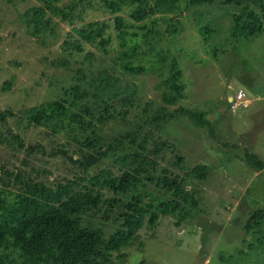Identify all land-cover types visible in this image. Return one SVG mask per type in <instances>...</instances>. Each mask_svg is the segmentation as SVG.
Returning <instances> with one entry per match:
<instances>
[{
    "label": "trees",
    "instance_id": "1",
    "mask_svg": "<svg viewBox=\"0 0 264 264\" xmlns=\"http://www.w3.org/2000/svg\"><path fill=\"white\" fill-rule=\"evenodd\" d=\"M36 1L19 16L27 31L35 36L55 35L59 21L73 25L77 20L92 18L98 6L113 15L114 25L123 38L133 24L121 14L126 7L131 20L141 22L161 10L178 9L180 1L191 7L215 3L226 6L232 19L231 37L251 38L264 32V0ZM107 27L105 21L94 20L74 30L88 42L98 40L105 49L104 45L109 43L105 37ZM172 29L175 30L174 25ZM214 30L212 25L202 27L204 41ZM75 48L80 50L81 46L77 44ZM130 56L129 52H120L123 70L140 73L154 68L135 65ZM156 61L167 62L158 68L160 74L167 70L157 85L161 89L158 101H145L134 126L123 133L116 130L111 139L97 126L102 128L106 122L116 121L117 111L112 102L123 100L126 105H134L136 90L122 84L121 78L106 68L91 72L90 76L78 68L74 84L64 88L63 96L19 111L28 123L50 127L49 140L62 129L75 144L62 142L47 151L40 142L25 145L18 134L12 135L25 154L19 157L20 164L12 168L0 164V264H119L118 260L126 255L123 250L139 238L142 227H155L161 215L175 216L173 223L179 226L203 209L200 196L188 184L209 176L208 165L197 163L184 168V155L159 130L168 123L186 119L196 127L207 128L215 137L214 125L207 116L209 110L193 107L186 101L188 83L194 84V80L183 77L180 60L159 52ZM59 62L68 65L66 61ZM6 84L3 90L9 88L10 83ZM238 92H243L247 99L241 87L234 95L226 94L228 113L244 107L240 102L233 109L234 101L227 100V96L235 98ZM15 116L19 115L11 109L0 110V122L6 123ZM38 155L60 157L65 169L52 178L53 171L46 164L27 169V158ZM109 157L114 158L111 167L102 168ZM240 158L252 168H264V161L249 149ZM93 168L97 171L91 172ZM180 168L185 170L183 174ZM263 221L264 208H259L245 223L246 232L253 233L258 245H264ZM105 226L111 227V232H106ZM205 237L202 234L201 238Z\"/></svg>",
    "mask_w": 264,
    "mask_h": 264
},
{
    "label": "rangeland",
    "instance_id": "2",
    "mask_svg": "<svg viewBox=\"0 0 264 264\" xmlns=\"http://www.w3.org/2000/svg\"><path fill=\"white\" fill-rule=\"evenodd\" d=\"M37 3L36 0H0V110L11 109L19 115L8 118L6 123L0 122V164L12 168L20 164L25 154L12 138L13 134H18L25 145L40 142L47 151L55 149L58 143L75 144L62 129L49 140L50 127L28 123L19 111L63 96L64 88L74 84L73 76L78 68L87 76L106 68L117 74L122 84L136 90L134 105H126L123 100L112 102L117 111L116 121H108L102 128L97 126L108 139L116 130L123 133L132 128L144 102L153 99L156 103L160 97L161 89L157 85L161 74H166L167 70L160 74L158 68L167 62H157L156 58L163 52L180 60L183 77L194 80V84L188 83L186 101L193 107L209 110L207 116L214 125L215 137L207 128L196 127L186 119L168 123L159 130L161 136L173 140L179 153L184 155V168L197 163L208 165L209 176L188 184V188L200 196L203 209L179 226L173 223L175 216L161 215L155 227H142L138 231L139 238L123 250L126 255L118 262L264 264V245H258L253 233L248 235L245 230L252 212L264 208V168H252L240 158L245 149H249L264 161V32L251 38L231 37L232 19L225 11L226 6L215 3L191 7L180 1L178 9L161 10L141 22H133L126 7L121 14L125 21L133 24L123 38L114 25L113 15L98 6L92 18L77 20L73 25L59 21L55 35L35 36L27 31L19 16ZM94 20L108 25L105 37L109 38V43L104 45L105 49L99 46L98 40L88 42L74 30ZM207 24L215 30L208 41H204L200 32ZM172 25L173 31L170 30ZM131 33H136L135 37ZM77 44L80 50L75 48ZM121 51L132 54L133 64L154 68L140 73L123 70ZM59 61H66L68 65ZM6 82L10 83L9 88L3 90L8 86ZM239 87L244 89L249 103L228 113L224 97L234 95ZM229 98L227 96L228 101ZM27 159V169L46 164L44 166L53 171L51 178L65 169L58 156L38 155ZM107 159L102 168L111 167L114 158ZM96 171L91 169V172ZM184 171L179 169L181 174ZM111 230L105 226L106 232ZM202 234L205 239L201 238Z\"/></svg>",
    "mask_w": 264,
    "mask_h": 264
},
{
    "label": "built area",
    "instance_id": "3",
    "mask_svg": "<svg viewBox=\"0 0 264 264\" xmlns=\"http://www.w3.org/2000/svg\"><path fill=\"white\" fill-rule=\"evenodd\" d=\"M244 94L243 92H238L234 97H230V101H234V103L232 104V108L234 109L238 103L242 102L244 106H247L248 105V99H244Z\"/></svg>",
    "mask_w": 264,
    "mask_h": 264
},
{
    "label": "clouds",
    "instance_id": "4",
    "mask_svg": "<svg viewBox=\"0 0 264 264\" xmlns=\"http://www.w3.org/2000/svg\"><path fill=\"white\" fill-rule=\"evenodd\" d=\"M231 97V96H230ZM249 103V102H248Z\"/></svg>",
    "mask_w": 264,
    "mask_h": 264
}]
</instances>
